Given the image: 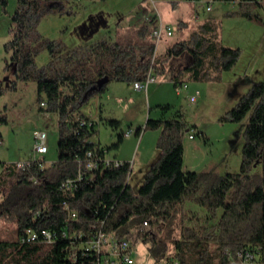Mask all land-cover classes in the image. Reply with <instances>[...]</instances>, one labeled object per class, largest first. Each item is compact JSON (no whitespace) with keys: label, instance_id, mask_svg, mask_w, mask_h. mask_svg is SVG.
<instances>
[{"label":"trees","instance_id":"trees-1","mask_svg":"<svg viewBox=\"0 0 264 264\" xmlns=\"http://www.w3.org/2000/svg\"><path fill=\"white\" fill-rule=\"evenodd\" d=\"M251 2L260 0H239L241 5ZM65 11L63 0H18L11 18L12 38L6 43L11 59L6 71L13 77L0 79V98L15 87L14 77L35 80L40 97L46 96L42 107L58 114L60 136L59 157L48 166L34 163L19 170L16 162L0 163V217L16 224L14 239H0V264H94L97 257L92 252L76 249L77 259L69 258L72 244L78 242L64 237L62 231L89 233L94 223L104 220L103 230L109 235L130 239L134 248L141 242L148 244L153 264H231V254L241 249L258 252L264 263V81L254 82L222 117L239 122L250 113L239 172L184 170L183 136L192 127L178 111L171 118L146 120L145 130H162L157 140L159 155L147 167L138 189L131 184L134 168L125 161L103 171L89 170L73 195H63L62 182L78 176L83 143L97 134L96 122L82 125L78 121L81 106L111 81L145 80L150 66L147 58L156 48L151 24L139 26L137 37L128 42L102 38L69 47L62 40L43 36L38 29L42 17ZM243 14L251 16L247 11ZM217 33L216 21H202L197 31L157 57L156 72L165 75L179 59L169 77L176 85L188 79L219 77L235 65L240 50L222 45ZM44 49L51 59L38 67L35 58ZM162 108L165 111L170 105ZM2 120L6 122V117ZM108 123L116 128L121 125L118 119ZM122 141L123 132L112 146L119 147ZM94 143L101 153L110 148L95 141L88 148ZM66 201L77 218H70ZM188 204L199 206L203 213ZM147 219L152 225L161 224L160 232L165 225L163 233L150 237L143 231ZM28 228H50L58 238L53 244L42 239L22 244Z\"/></svg>","mask_w":264,"mask_h":264},{"label":"rangeland","instance_id":"rangeland-1","mask_svg":"<svg viewBox=\"0 0 264 264\" xmlns=\"http://www.w3.org/2000/svg\"><path fill=\"white\" fill-rule=\"evenodd\" d=\"M65 1L68 11L45 15L40 20L38 29L43 36L62 40L69 47L91 44L102 38L134 41L137 28L147 23L150 16L154 17L151 23L157 22L155 13L158 9L165 24L173 29V35L165 34L157 46V57H160L168 46L197 31L202 20L216 21L220 43L240 50L235 65L224 70L219 77L188 79L189 87L183 88V92L178 94L172 83L174 81L164 80L179 66L181 60L178 59L179 62L174 60L170 70L163 77L159 76L149 91L137 90L131 82L114 80L107 89L92 96L81 108L87 112L95 110L98 114L104 108L102 121H95V139L103 146L110 147V155L129 154L133 157L138 150L131 175V184L135 189L142 184L147 167L159 155L157 141L152 143L153 137L145 136L139 145L141 138L133 134V140L125 136V142L119 147L112 145L118 142V134L122 131L145 126L148 118L161 116L164 111L162 107L168 104L170 108L164 111L166 118L181 111L185 121L192 127L191 133L195 134V139L190 138V130H187L183 136L184 170H215L221 174L228 171L239 172L250 113L239 122L224 121L222 117L249 91L254 82L264 81V0L244 5L239 0H179L178 7L171 5L178 0ZM141 1H145L152 12L147 10L149 14H144L145 11L136 18V10H139L137 4ZM209 4L212 6L211 10L206 8ZM17 5L18 0H7L6 4L0 0V79L4 81L7 76L13 77L10 70L6 71L11 59L6 43L12 38L11 18ZM243 11L249 12L251 16L243 14ZM198 14L200 18H196ZM179 18L189 22L187 28L178 26ZM35 59L38 67H44L50 62L51 55L44 49ZM14 79L15 87L5 90L0 98V163L16 162L33 155L35 129L47 131L49 151L44 155L47 164L56 161L59 157L60 136L58 114L42 107L41 99L46 101V96L42 94L40 97L35 80ZM164 81L169 82V85L164 84ZM2 117H6V122ZM109 119L120 120V127L110 125ZM154 130H160L161 134L162 128L146 129ZM187 207L203 213L199 206L188 204ZM164 227L159 231L160 235ZM15 228L13 221L0 217V239H14ZM133 251L136 258L134 264H153L148 244L141 242Z\"/></svg>","mask_w":264,"mask_h":264},{"label":"built area","instance_id":"built-area-1","mask_svg":"<svg viewBox=\"0 0 264 264\" xmlns=\"http://www.w3.org/2000/svg\"><path fill=\"white\" fill-rule=\"evenodd\" d=\"M66 2L65 0H63ZM68 1V0H67ZM212 6L209 4L207 6V10H211ZM153 21V19H151ZM173 35V29L164 24L162 19L159 17L157 23L153 26V34L152 37L156 43V48L151 57L147 58L150 62L148 74L145 80H137L134 82V86L136 89H147L149 83L157 80V72H156V58H157V46L161 42L163 36ZM185 87H188V84L180 83L176 85L177 90H181ZM43 106L45 102L41 103ZM78 121L82 125H91L93 123V119H87L85 117L77 116ZM95 122V121H94ZM131 131V130H130ZM189 136L191 138L195 137V134L190 133ZM35 144L33 149V155H31L27 159H21L16 161L17 168L19 170H26L32 164L38 163L41 167H45L50 165L49 162L47 164V160L44 155L49 151L48 148V134L47 131L43 129H35L34 130ZM89 142H94L92 137L85 140L83 146L85 148L84 155L78 157V165H79V173L77 177L67 178L64 180L60 186V190L63 195L69 197L73 195L76 190H78L80 184L85 178L86 173L89 170H105L111 166H121L125 164L124 160L118 159L116 157L108 156V151L100 152V147L98 144L94 143L93 146L88 148ZM131 167L133 162L130 161ZM35 183H40V180L31 177ZM65 208L70 212V218H77L78 213L71 209L69 203L65 202ZM104 221H98L91 226L89 233L85 232H74L63 229L62 235L64 237H70L73 241L78 242L77 244H72L71 253L69 258L72 261L77 259V250H81L84 254L87 252H92L96 255L97 259L94 264H134L135 263V255H134V247L132 246V242L128 238L118 239L112 235H109L103 230ZM143 231L149 233L150 237L154 236L156 233H159V229L162 226L161 224L152 225L150 220L147 219L143 222ZM58 238L57 232L53 231L50 228H43L41 230H37L34 228H28L24 235L21 237V243H31L36 242L40 239L45 241L46 243L53 244L56 242ZM161 264H165L162 262ZM178 264V262H175ZM231 264H264L260 260V254L258 252H254L250 249H241L234 254H231Z\"/></svg>","mask_w":264,"mask_h":264},{"label":"crops","instance_id":"crops-1","mask_svg":"<svg viewBox=\"0 0 264 264\" xmlns=\"http://www.w3.org/2000/svg\"><path fill=\"white\" fill-rule=\"evenodd\" d=\"M181 1V0H180ZM137 5H139L138 6V8H139V10H136V13H135V17L137 18L138 16H140L141 14H143V12H145L144 14H149L148 12H147V10H149L150 12H152L150 9H148V7L146 6V3H145V1H141V2H139ZM173 7H178L179 6V0L178 1H173V3L171 4ZM207 8V7H206ZM156 15H157V21H158V19H159V17L162 19V21H163V23L165 24V22H164V20H163V18L161 17V13H159V11H158V9H157V12L155 13ZM154 17L153 16H150L149 18H148V22L147 23H145V24H151L152 26H154L156 23H151L150 21H151V19H153ZM196 18H200V15L198 14L197 16H196ZM202 21H204V20H202ZM201 21V22H202ZM196 22V21H195ZM200 22V23H201ZM177 24H178V26L180 27V28H187V26H188V24H189V22L188 21H186L185 19H183V18H179V21L177 22ZM144 25V24H143ZM167 36H171V35H167ZM162 41V40H161ZM161 43V42H160ZM167 49V48H166ZM175 62L176 63H178L179 62V60H175ZM171 74L172 73H170L169 75H167V77H165V81H168L169 80V77L171 76ZM157 76L159 77L160 75L157 73ZM158 77H157V80H158ZM163 77V76H162ZM156 80V81H157ZM163 82L164 84H168L169 85V82L167 83V82ZM154 83H156L155 81L154 82H151V83H149V85H148V87H147V89H146V91H149V89L153 86V84ZM174 85H175V87H176V82L174 81V82H172ZM187 84H188V87H189V83H188V81L186 82ZM130 84H132V86L134 85V82L133 83H130ZM119 86V85H118ZM135 87V86H134ZM177 89V88H176ZM138 90V89H137ZM140 91H142V90H145V89H139ZM198 91V90H197ZM183 92V89H181V90H177V93L178 94H181ZM197 93H199V92H197ZM121 95H123V94H121ZM191 95V94H190ZM189 95V96H190ZM156 101V100H155ZM158 105H163V104H158ZM168 105H170V104H168ZM101 111H103L102 113H100V114H98V113H96V111L95 110H92L91 112H87L86 110H83V108H80V110H79V112H78V115L80 116L81 114H83V115H86V116H88L90 119H93L94 121H97V122H99L100 120L102 121V118H104L103 117V113H104V108L103 109H101ZM94 112V113H93ZM178 112V111H177ZM177 112H175L171 117H173L174 115H176V113ZM167 114L163 111L162 112V114H161V116H159L160 118H166L167 116H166ZM158 117V118H159ZM139 128H141V132L139 133L138 132V129ZM139 128H137V129H135V128H130L129 130H127L126 132H124V131H122L123 132V141L125 142V136H127L128 138H132V140L134 139L133 138V134H135V135H138L140 138H141V140H140V142H139V145H141V143L143 142V139L145 138V136L146 137H148V136H152L153 137V139H152V143H154V141H155V143H156V141H157V139H158V137H159V135H160V130H154V131H146L145 129H144V126H142V127H139ZM97 129V128H96ZM131 130V131H130ZM146 131V132H145ZM99 132V131H98ZM144 132V133H143ZM189 133H191V130H190V132ZM95 138H97L96 137V135L93 137V140L95 141V142H98V143H100L101 144V142L100 141H98L97 139H95ZM191 138V137H190ZM193 139H195V137L193 138ZM123 141H122V143H123ZM102 145V144H101ZM138 145V147H140ZM103 146V145H102ZM138 147H137V149H138ZM138 151V150H137ZM136 151V153H135V156H129V154L128 155H124V156H120V155H118V156H112V155H110L109 154V151H108V156H110V157H116V158H118V159H121V160H124V161H132L133 163H135V159H137V154H138V152ZM141 159H142V157H141ZM140 159V161L141 162H143V160H141ZM134 165V164H133ZM132 165V166H133ZM133 168H134V166H133Z\"/></svg>","mask_w":264,"mask_h":264}]
</instances>
